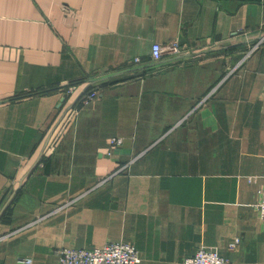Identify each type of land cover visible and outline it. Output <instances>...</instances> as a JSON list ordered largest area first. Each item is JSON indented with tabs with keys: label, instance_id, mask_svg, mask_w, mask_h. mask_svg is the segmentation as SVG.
Listing matches in <instances>:
<instances>
[{
	"label": "crops",
	"instance_id": "obj_1",
	"mask_svg": "<svg viewBox=\"0 0 264 264\" xmlns=\"http://www.w3.org/2000/svg\"><path fill=\"white\" fill-rule=\"evenodd\" d=\"M261 37L264 0H0V264L119 241L264 264Z\"/></svg>",
	"mask_w": 264,
	"mask_h": 264
},
{
	"label": "built area",
	"instance_id": "obj_2",
	"mask_svg": "<svg viewBox=\"0 0 264 264\" xmlns=\"http://www.w3.org/2000/svg\"><path fill=\"white\" fill-rule=\"evenodd\" d=\"M264 41L261 37L252 47L249 48L248 56ZM181 46L176 40H169L163 44L154 42L151 44L150 55L154 62H159L164 58L176 57L181 54ZM99 86L93 84L83 93L78 102L86 104L98 96ZM74 89V86L67 84L66 92L69 93ZM110 146H119L121 144L120 138H113L110 141ZM125 167V166H124ZM123 167V168H124ZM259 216L264 220V188L261 190V199L258 204ZM237 243L229 245L230 248L235 247ZM56 264H138L140 262L136 248L128 242H109L99 248L94 249H76L70 247H62L56 251ZM17 264H33L31 258H20ZM183 264H229L225 258L217 251L206 247H199L195 253L185 258Z\"/></svg>",
	"mask_w": 264,
	"mask_h": 264
},
{
	"label": "trees",
	"instance_id": "obj_3",
	"mask_svg": "<svg viewBox=\"0 0 264 264\" xmlns=\"http://www.w3.org/2000/svg\"><path fill=\"white\" fill-rule=\"evenodd\" d=\"M70 84V83H69ZM51 89H48L47 91L45 90V91H33V92H27V93H25V94H22V95H20V96H17V97H15L14 99H18V98H23V97H26V96H30V95H33V94H36V93H43V92H49Z\"/></svg>",
	"mask_w": 264,
	"mask_h": 264
},
{
	"label": "rangeland",
	"instance_id": "obj_4",
	"mask_svg": "<svg viewBox=\"0 0 264 264\" xmlns=\"http://www.w3.org/2000/svg\"><path fill=\"white\" fill-rule=\"evenodd\" d=\"M254 44H255V43H253L251 46L248 47V49H247V53H248L249 48L252 47ZM259 47H260V45H259ZM259 47H258V48H259ZM258 48H257V49H258ZM257 49H256V50H257ZM254 51H255V50H254ZM254 51H253V52H254ZM253 52H252V53H253ZM247 53H246V55H247ZM252 53H250L249 55H251ZM249 55H248V56H249ZM114 138L116 139V137H114ZM111 139H113V138H110L109 142L111 141ZM109 145H110V144H109ZM257 207H258V206H257ZM203 247H204V246H203ZM205 247H206V246H205ZM206 248H207V247H206ZM23 257H24V256H23ZM24 258H28V257H24ZM19 259H20V258H18L17 260H15V264L18 263L17 261H18ZM183 261H184V260H183ZM32 262H33V260H32ZM182 264H183V262H182Z\"/></svg>",
	"mask_w": 264,
	"mask_h": 264
},
{
	"label": "water",
	"instance_id": "obj_5",
	"mask_svg": "<svg viewBox=\"0 0 264 264\" xmlns=\"http://www.w3.org/2000/svg\"><path fill=\"white\" fill-rule=\"evenodd\" d=\"M95 82V81H94Z\"/></svg>",
	"mask_w": 264,
	"mask_h": 264
}]
</instances>
